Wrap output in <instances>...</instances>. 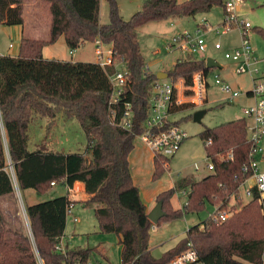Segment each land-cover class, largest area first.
Wrapping results in <instances>:
<instances>
[{"label": "trees", "instance_id": "trees-1", "mask_svg": "<svg viewBox=\"0 0 264 264\" xmlns=\"http://www.w3.org/2000/svg\"><path fill=\"white\" fill-rule=\"evenodd\" d=\"M25 0H0V25L22 26ZM49 3L51 21L47 40L22 37L16 56L0 55V197L13 196L8 173L10 165L19 190L32 189L44 195L51 183L71 188L82 183L88 196L80 204L93 210L99 233L114 234L120 245L119 264H167L187 249L188 244L204 264H262L264 254V214L259 193L251 189L246 203L237 199L238 188L251 172H243L248 162L246 120L237 118L208 128L199 134L206 157L213 163L210 175L189 184L186 205L175 208L172 199L187 184L160 192L164 216L156 224L199 213L206 205L216 207L201 224L189 227L173 248L155 258L149 248L152 223L147 219L139 189L133 184L128 157L136 135L144 132L148 97L156 74L144 72L137 29L150 22L170 18L194 17L223 5L222 0H144L141 9L124 21L115 0L108 2V23L100 24V0H41ZM264 38V29L255 28ZM63 36L69 51L84 42L99 39L111 46L116 62H123L128 81L120 102L113 106L116 121L131 104L133 126L129 130L111 122L108 73L95 62H68L42 57V49ZM207 71L203 60H177L166 72L168 78L190 84L196 71ZM178 107L174 111H185ZM57 114L78 121L86 140V152L52 153L29 151V125L35 117L51 120ZM184 118L176 123L181 124ZM210 143L207 144V141ZM230 154L231 159L226 158ZM169 159H153L152 180H159ZM185 182V183H184ZM231 197L236 202L229 206ZM67 196L52 198L26 207L31 237L11 229L0 215V264H37L34 250L44 264H89L99 256L97 247L68 248L64 253L55 246L64 236L66 209L75 205ZM220 212L228 218L214 223Z\"/></svg>", "mask_w": 264, "mask_h": 264}, {"label": "rangeland", "instance_id": "rangeland-1", "mask_svg": "<svg viewBox=\"0 0 264 264\" xmlns=\"http://www.w3.org/2000/svg\"><path fill=\"white\" fill-rule=\"evenodd\" d=\"M120 17L127 21L129 18L141 9L144 0H115ZM179 3L186 0H177ZM26 2V19L25 28H29L30 10L28 5L31 4L34 9L41 7L42 23L45 30L40 31V34L28 37L37 39H46L48 37L49 24L51 20L49 3L41 0H25ZM39 12V10H38ZM242 15L245 21L249 22L253 27L264 29V0H245L242 6ZM207 21L212 27L217 26L222 20V7H213L208 13L197 14L194 17L170 18L159 22H150L137 29V38L144 59V68H148L146 73L156 74L160 71L167 72L172 63L177 60H189L177 49L168 48V44L177 33L183 31L192 32L199 22ZM100 24L108 23V2L100 0L99 9ZM41 23V24H42ZM6 26L0 25V52L6 53L9 44L16 43L9 39L4 31ZM214 36L206 35L207 53L205 57L212 58L216 62L226 68L225 71H215L221 78L237 90L250 89V77L248 74H235L232 71V64L223 58V50H230L236 47L239 43L236 32L229 33L220 38L223 46L222 51H215L213 48ZM250 41L254 48L255 57L264 58V38L258 32L250 33ZM14 46V45H13ZM72 53V52H71ZM70 54V52L68 53ZM68 60L73 62H95L94 46L91 42H84L74 53L68 55ZM261 68L264 65H260ZM164 70V71H163ZM224 97L219 89L212 87L207 94L208 103L202 109L206 111L201 119V122H195L192 118L196 110L189 109L179 114L174 115V119L184 118L181 121L182 128L187 132L188 138L181 144L178 152L169 159L168 170L164 175L157 180L162 182L168 188H171L172 182L179 179L180 176H189L191 182H196L210 175L211 170H208L207 164L209 159L206 157L205 146L199 134L208 128L218 126L222 123L232 121L242 117V107L247 101L243 97H238L230 103L214 102ZM184 106V109H187ZM29 151L42 149L52 153H80L86 152V140L80 128L78 121L65 119L61 114H57L53 120L47 117L37 116L29 125ZM135 143L139 140L136 137ZM259 146L264 154V137L261 139ZM258 168L264 171V157L259 158ZM8 166V173L10 174ZM248 183L239 188V194L242 196V203H246L250 199L244 196V189ZM64 186H58L53 189V192L59 190L61 193ZM189 190V185H187ZM186 192L188 190L184 189ZM48 192V191H47ZM46 192V193H47ZM37 195L34 190L26 189L17 191L14 189L13 196H8L6 199L0 200V215L5 223L11 228L18 231L28 233V225L25 219L27 206L39 201L38 199H47L46 195ZM186 201V196L177 194L172 199V205L175 208L182 207V203ZM236 200L229 201V206L235 204ZM150 207V206H148ZM214 207L206 205L205 210L199 213H192L182 218L172 220L170 222L161 223L155 228L151 227L149 234V248L152 256L160 257L164 252L173 248L186 235V230L194 225L201 224L211 213ZM261 212L264 214V209L261 207ZM73 215L78 218L77 223H73L72 215L66 218V229L64 231L68 248H93L97 247L99 256L93 258L91 264H119L120 263V245L118 238L114 234L99 233L98 225L94 217L92 209L84 208L79 204L73 206ZM64 245V246H65ZM262 264H264V259Z\"/></svg>", "mask_w": 264, "mask_h": 264}, {"label": "built area", "instance_id": "built-area-1", "mask_svg": "<svg viewBox=\"0 0 264 264\" xmlns=\"http://www.w3.org/2000/svg\"><path fill=\"white\" fill-rule=\"evenodd\" d=\"M222 20L212 27L207 21L202 20L196 24L192 32L183 31L177 33L168 44V48L177 49L184 58L189 60H203L206 67L205 57L207 53L206 35L214 36L213 48L215 51H222L223 46L220 41L221 37L236 32L239 43L230 50H223V58L232 64V71L235 74H248L250 77V89L241 91L228 84L224 78L215 71H225L226 68H207V71H196L192 74L190 84L186 85L184 80L179 78L172 80L170 78L163 80H155L151 84L148 97V113L144 121V132L136 135L144 144L148 146L153 156H161L167 159L172 158L179 150L181 144L188 138L187 132L182 128L181 124L176 123L180 118L174 119V115L181 111H174L178 107L187 106V109L200 110L208 103L207 94L212 87L219 89L224 97L214 102L230 103L238 97H243L247 101L242 107V117L246 120V140L249 143L248 162L242 166L243 172H251L250 177L245 180L242 185L248 183L244 189V196L251 199V189L256 188L259 193V204L264 209V171L259 170L258 160L263 158V150L259 146L261 139L264 137V58L255 57L254 48L250 41V33L255 32L249 22L245 21L242 15V6L245 0H222ZM95 63L103 70L107 67L114 66V71L108 73V79L111 86V96L109 106L111 108V122L118 127L129 130L133 126L131 104L124 103V111L120 119L116 121V110L112 108L117 105L124 95L125 87L128 81V71L123 62H116L113 57L111 46L103 44L99 39L93 41ZM13 45L9 44V48ZM214 60V59H213ZM216 62V60H214ZM148 68H144L146 73ZM210 140L207 141V144ZM226 158L231 159L228 154ZM10 167V180L13 188L19 191L15 175ZM208 170L213 171V163L207 164ZM168 165H166V171ZM51 187L56 185L52 182ZM67 188L66 196L72 202H76L79 194H85L82 183H75L71 188ZM237 199L242 201V196ZM186 196L185 191L181 192ZM186 205V201L181 206ZM73 206L69 205L66 209V217L72 215ZM229 212H220L215 215L212 220L214 223L224 222ZM27 225L28 220L25 216ZM74 223L78 222V218L72 217ZM155 228V225H152ZM31 236V235H30ZM55 251L64 253L65 246L60 241L55 246ZM34 255L37 264H44L36 250ZM264 254L262 255V262ZM91 264V263H89ZM167 264H204L199 260L197 252L188 244L187 249L175 255Z\"/></svg>", "mask_w": 264, "mask_h": 264}, {"label": "crops", "instance_id": "crops-1", "mask_svg": "<svg viewBox=\"0 0 264 264\" xmlns=\"http://www.w3.org/2000/svg\"><path fill=\"white\" fill-rule=\"evenodd\" d=\"M26 5L27 4L24 1V3H23L24 24L22 26H11L8 28H4V31L8 35L9 39L13 40L16 43H13L14 46L12 48L8 49V51L6 53L0 52V55L16 56L18 53L19 43H20V40L22 37L32 39V40H47L48 37L46 39H37L35 37H28L27 36V33L30 34L31 36H35L37 34H40L41 33L40 31L45 30V26L42 23L43 9H40L41 7H38L39 5H37V9H34L32 6V2H31V4L28 5V8L30 10V16H29L30 26H29V28H25V24L27 23V19L25 16ZM38 10H39V12H38ZM48 33H49V30H48ZM75 51L76 50L72 51V53H74ZM69 52H70V54H68ZM72 53L66 47L65 40H64L63 36L59 37L54 44L47 45V46L43 47V49H42V57L44 59H48V60L73 62L72 59H70V60L67 59L68 58L67 54L71 55ZM175 62L172 63V66L175 64ZM160 72H162V71H160ZM138 140L139 141L137 143H135V141H134V147H133L132 151L129 153V157H128L129 171L131 174L133 184L139 189L140 198H141L143 204L145 205L146 212L148 214L156 205V201H155L156 196L160 192L167 190V187L165 185H163L162 182L152 180V174H153V170H154V168H153L154 156H153L152 152L150 151V149L148 148V146L146 144H144L142 141H140L139 138H138ZM183 180L186 182L187 185L192 183L190 181L189 176H180L179 179L174 180L172 182L171 187L174 188L177 183L182 182ZM187 185L184 188L182 187L179 191H177V194H179V193L181 194V192L185 191L184 189L188 190ZM58 186L59 185H57V184L52 186L48 190V192L46 193V195L47 194H51V195L47 196V199H41V198L38 199L39 201H37L36 203L46 201V200L56 198V197L65 196L67 193L66 186L63 187L61 193H57L59 190L55 191V193L53 192V189L55 187H58ZM7 197L8 196L0 197V200L6 199ZM87 197L88 196L86 194H79L78 198L76 199V202H77L76 204L81 205L80 202L85 200ZM231 198L233 199V201L235 200L234 197H231ZM32 204H35V203H32ZM148 206H150V207H148ZM214 209H216V207H214ZM73 216H75V215L72 214V217ZM65 229H66V226H65ZM28 234H29V236L31 235L30 229H29V223H28ZM65 238L66 237L64 235L61 239V242L63 243V245H65V243H66Z\"/></svg>", "mask_w": 264, "mask_h": 264}, {"label": "water", "instance_id": "water-1", "mask_svg": "<svg viewBox=\"0 0 264 264\" xmlns=\"http://www.w3.org/2000/svg\"><path fill=\"white\" fill-rule=\"evenodd\" d=\"M219 68L220 65L215 62L212 58L206 59V68ZM157 80H163L168 78V74L165 72L156 73ZM206 111L204 109L197 110L193 113L192 118L195 122H201L202 117ZM164 216V212L162 211L161 202L156 203L155 207L147 214V219L153 224L156 225L158 221Z\"/></svg>", "mask_w": 264, "mask_h": 264}]
</instances>
